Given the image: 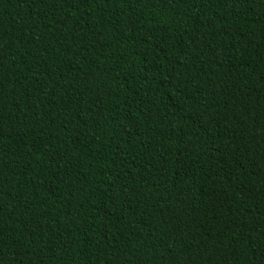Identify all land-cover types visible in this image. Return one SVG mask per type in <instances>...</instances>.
Listing matches in <instances>:
<instances>
[{
  "label": "trees",
  "instance_id": "1",
  "mask_svg": "<svg viewBox=\"0 0 264 264\" xmlns=\"http://www.w3.org/2000/svg\"><path fill=\"white\" fill-rule=\"evenodd\" d=\"M0 264H264V0H0Z\"/></svg>",
  "mask_w": 264,
  "mask_h": 264
}]
</instances>
